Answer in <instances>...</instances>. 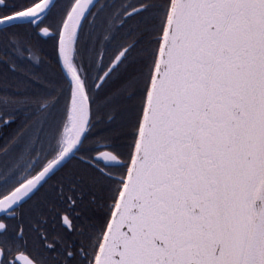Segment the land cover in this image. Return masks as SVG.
<instances>
[{"label": "snow or ice", "instance_id": "1", "mask_svg": "<svg viewBox=\"0 0 264 264\" xmlns=\"http://www.w3.org/2000/svg\"><path fill=\"white\" fill-rule=\"evenodd\" d=\"M0 264H264V0H0Z\"/></svg>", "mask_w": 264, "mask_h": 264}]
</instances>
